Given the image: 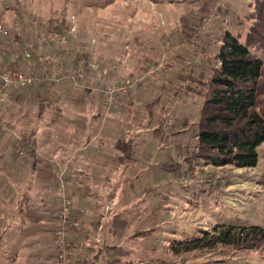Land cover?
Segmentation results:
<instances>
[{"label": "rangeland", "instance_id": "obj_1", "mask_svg": "<svg viewBox=\"0 0 264 264\" xmlns=\"http://www.w3.org/2000/svg\"><path fill=\"white\" fill-rule=\"evenodd\" d=\"M253 7L254 0H0L5 27L0 69L24 64L13 55L33 44L29 63L45 78L25 89H0V185L8 183L2 176H14L21 190L33 171L54 169L59 203L71 198L65 186L70 164H47L49 155L35 144L37 132L62 142L69 136V121L96 124L106 149L104 163L91 167L101 174L96 179L101 190L110 186L105 176L112 172L110 192H117L114 201L104 199L112 202L102 216L117 224L111 244L120 246L103 253L105 264L116 255L119 264H264V245L179 255L171 249L175 241L199 237L217 224L264 228V143L252 168L190 158L204 84L222 36L226 30L241 31L243 40ZM58 17L65 21L61 37L47 41ZM45 55L63 70L52 68ZM75 72L81 77H70ZM49 126L55 130L48 133ZM78 133L89 134L75 127ZM121 139L134 142V165L110 161ZM75 166L84 176L91 172ZM57 209L46 215L50 226L32 227L40 231L29 240L28 263H54ZM29 215L36 222L38 215ZM105 232L108 227L101 237ZM3 258L0 254V264Z\"/></svg>", "mask_w": 264, "mask_h": 264}, {"label": "trees", "instance_id": "obj_2", "mask_svg": "<svg viewBox=\"0 0 264 264\" xmlns=\"http://www.w3.org/2000/svg\"><path fill=\"white\" fill-rule=\"evenodd\" d=\"M248 18L243 40L241 31L224 32L212 73L204 84L207 88L190 158L202 159L206 165L255 167L257 149L264 143V0H254ZM42 103L39 106L43 107ZM116 149L119 163L135 164L132 140H117ZM263 245V227L223 223L199 237L175 241L171 249L179 255L217 247L255 250ZM103 249L111 250L106 245ZM114 259L112 264L120 263L118 255Z\"/></svg>", "mask_w": 264, "mask_h": 264}, {"label": "crops", "instance_id": "obj_3", "mask_svg": "<svg viewBox=\"0 0 264 264\" xmlns=\"http://www.w3.org/2000/svg\"><path fill=\"white\" fill-rule=\"evenodd\" d=\"M10 67L22 69L25 67V63H20L15 67L11 64ZM78 117H81L80 113ZM69 123L68 126L71 127V130L68 133L69 136L63 139L64 141H53L45 135H40L45 133L44 131H38L35 144L39 150H45L49 155L46 159L48 160L47 164L52 166L61 164L63 161H65V165L66 163L70 164V169H66V180L69 182L65 186H67V191L74 202V216L80 220V226L69 234L73 264H105L108 261L104 258L103 253L116 251L120 245L111 244L117 224L104 221L102 216L103 208L117 197V192H110L113 190L111 183L114 180V175L110 172L108 176H105L111 179V183L109 187H105L108 191L101 190V186L96 183V179H101V174L95 167H91L92 165L101 166L104 163L102 155L105 153L103 150L106 149V146L100 142L103 131L100 132V128H97L96 124L77 126L72 121ZM75 127L79 128V131H84L85 134L89 133L88 136H81L80 133L76 136ZM53 130L55 129L51 126L46 129L48 133ZM116 143L114 144V156H111L110 161L114 160V164L118 166L119 152L116 149ZM62 153L68 155L76 153L77 157L76 159L73 157L71 160L72 155L65 158ZM75 165L84 166L87 169L89 167L91 172H87L84 176L73 169L76 167ZM95 170L98 174L95 173ZM73 172L77 176L72 177ZM2 177V181L8 182L0 185V249L2 250L0 254L4 257L3 262L5 264H40V262L28 263L29 256L26 255V250L29 251V240L36 237L40 229L51 225H48L51 223L46 216L48 212L57 209L58 205L60 206L57 198L59 175L54 173V169H37L29 175V184L21 190L17 189L21 185L18 186L19 180L15 179L16 177ZM107 198L112 201L106 204L104 199ZM81 210L85 212L81 213ZM32 213L38 215L36 222H34L33 216L29 215ZM53 222V234H55L57 224L56 220ZM34 225L40 229L35 230L32 228ZM104 227H108V232L104 233L107 236L101 237V229ZM24 229H27V232ZM104 245L110 247L111 250L105 251Z\"/></svg>", "mask_w": 264, "mask_h": 264}, {"label": "built area", "instance_id": "obj_4", "mask_svg": "<svg viewBox=\"0 0 264 264\" xmlns=\"http://www.w3.org/2000/svg\"><path fill=\"white\" fill-rule=\"evenodd\" d=\"M64 19L58 17L54 20V29L50 30L47 34V41H55L61 37V27L64 25ZM67 23V21H66ZM5 27L0 24V36L4 35ZM33 44H29L24 52L17 51L13 55L14 60H24L25 67L22 70H2L0 69V89L8 91L10 89H25L33 84H37L43 81L45 78L41 75L35 74L34 67L29 63L32 57ZM44 60L50 64V66L61 71L60 64L54 61L49 55L44 56ZM63 70V69H62ZM81 77V72H75L72 76L73 79ZM129 83V82H127ZM110 91L112 89L108 88ZM84 213V210L80 211ZM56 228H55V260L53 264H73L71 259V248L69 244V234L72 230L80 226V220L74 216V202L71 198L64 197L58 207L56 213Z\"/></svg>", "mask_w": 264, "mask_h": 264}]
</instances>
